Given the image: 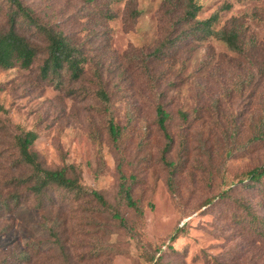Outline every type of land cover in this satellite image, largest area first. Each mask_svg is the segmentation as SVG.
I'll return each mask as SVG.
<instances>
[{"label":"rangeland","instance_id":"obj_1","mask_svg":"<svg viewBox=\"0 0 264 264\" xmlns=\"http://www.w3.org/2000/svg\"><path fill=\"white\" fill-rule=\"evenodd\" d=\"M166 1L20 0L85 62L77 80L43 79L46 43L18 19L37 55L28 69H0V264H264V223L243 208L264 220V175L256 188L241 184L264 166V139L254 138L264 124V0H195V20L216 15L214 30L237 29L240 52L194 34L181 21L185 1ZM8 8L0 0L1 31ZM28 130L42 166H73L88 195L53 187L39 208L14 185L29 173L14 136Z\"/></svg>","mask_w":264,"mask_h":264},{"label":"trees","instance_id":"obj_2","mask_svg":"<svg viewBox=\"0 0 264 264\" xmlns=\"http://www.w3.org/2000/svg\"><path fill=\"white\" fill-rule=\"evenodd\" d=\"M185 9L181 16L183 23H194L193 33H200L201 38L213 36L222 41L230 50L240 52L242 51L239 45V31L235 28H221L220 30H214L213 25L217 22V16L212 15L205 20L196 21V13L199 11L200 6L195 0H184ZM8 4V25L6 30H0V69L8 70L15 66L21 69H28L36 55V48L16 29V24L19 21H25L29 25L35 27L40 33L46 43L45 51L46 58L44 59L40 68V75L43 79L49 77L61 78L62 72L68 74L71 80H77L82 76L83 64L85 58L80 51L79 47L74 45L71 40L63 34V32L56 27L40 23L32 14V12L24 7L20 0H5ZM166 3H169L167 0ZM156 55V52H154ZM263 69V70H262ZM264 74V68H261ZM60 88V85L57 84ZM97 94L103 99L108 100L105 92L99 90ZM156 121L159 129L166 135V121L168 119L167 112L161 105L155 107ZM181 117L185 119V114L180 113ZM109 129L112 136H115L117 131L116 127L109 122ZM257 134L254 138L257 140L264 139V124L261 128H257ZM38 138V134L33 130L22 131L14 136V145L17 150V164L25 169H28L29 173L24 177L14 178L13 183L15 186H26L28 191L35 197L37 207H42L45 201L48 200L47 192L51 188H60L68 194L74 196L88 195L82 185L79 183V174L73 166L63 167L60 169H48L42 166L39 160L38 154L31 149L34 141ZM170 151L169 144L162 150V162L163 164L171 168L172 165L166 160L164 154ZM170 177L174 174L173 170H169ZM246 178L249 183L245 184L241 181V184L249 188H256L261 185V178L264 175V166L254 168L246 173ZM170 183V182H169ZM121 193L123 199L131 208H135L139 213L135 202L131 198L129 189L121 184ZM224 195V194H223ZM101 207L107 205L105 200L97 192H90ZM18 194H13L11 200L14 203H18ZM1 205H7L6 200L0 202ZM249 216V220H253L255 223H264V220L259 215L253 213L251 210L243 207ZM262 226V225H260ZM263 227V226H262ZM264 229V228H263ZM50 235L54 241L58 243L56 232L49 229ZM259 235H264V232L259 231Z\"/></svg>","mask_w":264,"mask_h":264}]
</instances>
